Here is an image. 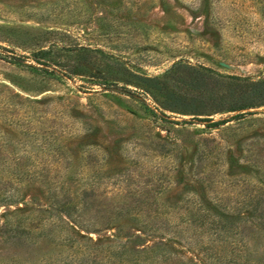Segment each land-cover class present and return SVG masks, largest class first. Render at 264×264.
I'll use <instances>...</instances> for the list:
<instances>
[{"label":"rangeland","instance_id":"1","mask_svg":"<svg viewBox=\"0 0 264 264\" xmlns=\"http://www.w3.org/2000/svg\"><path fill=\"white\" fill-rule=\"evenodd\" d=\"M202 2L0 0V204L7 190L25 185L11 177L28 169L31 153L69 156L49 168L69 174L71 192L92 187L98 215L106 206L152 204L114 214L108 230L82 232L81 243L106 244L91 255L43 227V212L33 216L38 229L11 232L7 215L16 206H0V264H264V107L209 126L198 121L205 116L162 110L148 90L146 79L179 60L264 79V0ZM40 50L47 67L32 60ZM166 88L177 89L172 81ZM21 199L28 208L44 204L29 186ZM202 203L220 206L219 235L233 255L191 242L197 222L213 218ZM136 219L161 230L141 231ZM183 220L196 223L192 240L162 228ZM149 250L154 257L139 254Z\"/></svg>","mask_w":264,"mask_h":264},{"label":"trees","instance_id":"2","mask_svg":"<svg viewBox=\"0 0 264 264\" xmlns=\"http://www.w3.org/2000/svg\"><path fill=\"white\" fill-rule=\"evenodd\" d=\"M202 1V8H207L208 4L206 2L208 0ZM46 54L47 51L44 50L34 52L32 54L33 62L47 67L48 63L42 59V56ZM25 66L32 70H46L31 65ZM146 81L148 82V90L151 97L162 110L181 115L205 116L202 119H198V121L204 122L209 126H218L229 120H237L254 115L250 111L251 109L264 107V79L224 75L204 66L191 65L183 60L174 62L161 76L148 78ZM167 81H172L177 89L172 92L167 91ZM121 90L130 93L129 89ZM160 97H162V100L159 99ZM227 113L234 114L227 119L218 121H213L209 117L213 114ZM152 116L157 117L153 112ZM182 123L187 122L182 121ZM182 123L173 122L175 125ZM8 159L9 157H4V161ZM30 160V166L25 172H16L11 177V181H14V184L17 185L25 181V185L22 189L11 187V191L7 190V195H4L1 200L0 206H16V209L7 215L9 219L6 221V225L11 227V232L18 233L19 231L27 232L28 230L38 229V226L32 225L31 227L33 216L43 212L46 216L43 220L45 224L43 227L49 228V232L54 234L61 243L66 245L76 243L77 246L83 248L81 249L82 254L91 255L95 247L102 249L106 244L100 242H96L97 244L81 243L80 239H85L82 232L89 234L98 233L102 229L108 230L113 221L112 216L123 211L152 209V204L148 203L139 206L121 203L118 206L111 205L107 207L105 205L106 208L103 215H98L97 213L99 212L92 209V204L88 199L89 195L93 194L92 187L87 185V187L77 188L71 192L65 186L64 180L65 176L69 174L64 173L62 175L61 172L50 170L49 168V165L55 167L67 161L71 162L69 156H65L63 153H31ZM28 186L36 189L41 198L40 200L44 202L43 205L38 204V200L33 202L34 205H37V208H28V203L21 199L22 190ZM0 192L3 193L6 190H0ZM19 204H24L23 206L25 207H18ZM202 205L204 210L210 212L213 218H205L197 222L196 230L199 232L197 238L190 239L193 234H190L188 230L192 229L191 226L196 224L191 220H183L176 223L167 221L162 228H164V231H168V228L175 230L172 235L173 238L174 234H179L185 240L189 238L188 240H192L191 242L201 251H212V254L220 257L222 256V251L233 255V248L227 249L224 243L221 242L219 235V231H222L221 228L226 224V221L221 220L220 206L217 203H202ZM135 224L138 225V229L141 228V231H143L142 227H140L142 225L149 226L151 228L149 230L152 231L161 230L156 221H150V219H136ZM118 246L120 248L125 247L124 244H119ZM154 252L149 250L142 251L139 254L143 256L152 254L154 257Z\"/></svg>","mask_w":264,"mask_h":264},{"label":"water","instance_id":"3","mask_svg":"<svg viewBox=\"0 0 264 264\" xmlns=\"http://www.w3.org/2000/svg\"><path fill=\"white\" fill-rule=\"evenodd\" d=\"M114 92H120L121 91V89H119V88H113L112 89Z\"/></svg>","mask_w":264,"mask_h":264}]
</instances>
